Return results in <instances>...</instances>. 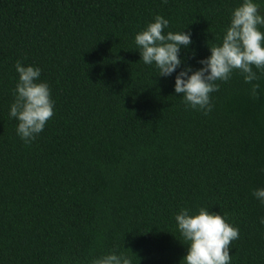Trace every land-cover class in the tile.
<instances>
[{
    "label": "trees",
    "instance_id": "trees-1",
    "mask_svg": "<svg viewBox=\"0 0 264 264\" xmlns=\"http://www.w3.org/2000/svg\"><path fill=\"white\" fill-rule=\"evenodd\" d=\"M242 2L0 0V264H91L113 252L181 264L184 208L239 229L230 264H264L253 196L264 188V72L253 66L257 97L238 70L217 80L207 115L175 93L176 75L203 67ZM157 15L165 35L191 33L167 77L135 43ZM18 60L40 69L54 102L30 143L9 116Z\"/></svg>",
    "mask_w": 264,
    "mask_h": 264
},
{
    "label": "clouds",
    "instance_id": "clouds-1",
    "mask_svg": "<svg viewBox=\"0 0 264 264\" xmlns=\"http://www.w3.org/2000/svg\"><path fill=\"white\" fill-rule=\"evenodd\" d=\"M163 2L167 3V0ZM168 25V20L157 15L154 22L135 36L143 62L155 63L159 76L165 77L184 63L180 57L181 48L192 43L190 32L165 35L164 29ZM261 27H264V15L260 13V5L254 0H243L233 10L222 44L212 46L211 55L199 61L203 67L193 71L186 65L176 75L175 93L183 94L186 108L203 110L207 115L212 110L210 94L219 90L216 81H228L234 70L243 75L245 83L252 85V96H258L260 85L252 82L259 79L253 66L264 72V32ZM15 68L19 81L9 116L19 121L17 133L25 143H30L54 115V102L48 84L38 82L39 68L23 66L19 60ZM253 196L264 204V188L253 191ZM189 213L190 210L184 208L175 217L184 245H187V254L181 264H230V245L239 238V229L226 222L222 215L205 208H200L198 214ZM261 223L264 224V219ZM91 264H132V257L113 252L92 259Z\"/></svg>",
    "mask_w": 264,
    "mask_h": 264
}]
</instances>
